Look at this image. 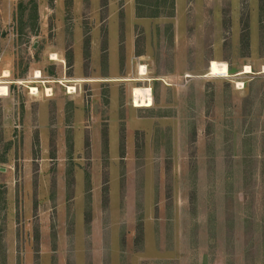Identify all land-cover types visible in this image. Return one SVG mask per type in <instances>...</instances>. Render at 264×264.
Listing matches in <instances>:
<instances>
[{
	"label": "rangeland",
	"instance_id": "obj_1",
	"mask_svg": "<svg viewBox=\"0 0 264 264\" xmlns=\"http://www.w3.org/2000/svg\"><path fill=\"white\" fill-rule=\"evenodd\" d=\"M263 70L264 0H0V264H264Z\"/></svg>",
	"mask_w": 264,
	"mask_h": 264
},
{
	"label": "bare ground",
	"instance_id": "obj_2",
	"mask_svg": "<svg viewBox=\"0 0 264 264\" xmlns=\"http://www.w3.org/2000/svg\"><path fill=\"white\" fill-rule=\"evenodd\" d=\"M51 59L57 60V55L51 54ZM144 70H145L144 66H140V68H139V75L140 76L146 75V72ZM263 72H264V70H263ZM249 73H251V68L246 65L240 74L242 75V74H249ZM5 75H7V73H5L4 76ZM38 77H40V73L37 71V73H35V78H38ZM68 89H69L68 93H72V92H74L75 87L69 85ZM49 91H50V89H47V92H49ZM31 92L37 93V89L35 87H31ZM132 98H133V105L136 108L149 107L153 104L150 87H140V86L133 87Z\"/></svg>",
	"mask_w": 264,
	"mask_h": 264
}]
</instances>
